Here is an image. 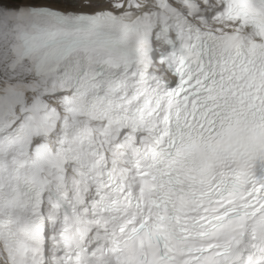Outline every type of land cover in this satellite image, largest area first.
I'll return each mask as SVG.
<instances>
[{
  "label": "snow or ice",
  "instance_id": "6c2138e0",
  "mask_svg": "<svg viewBox=\"0 0 264 264\" xmlns=\"http://www.w3.org/2000/svg\"><path fill=\"white\" fill-rule=\"evenodd\" d=\"M0 264H264V0H0Z\"/></svg>",
  "mask_w": 264,
  "mask_h": 264
}]
</instances>
